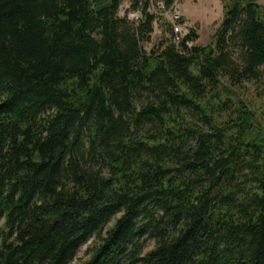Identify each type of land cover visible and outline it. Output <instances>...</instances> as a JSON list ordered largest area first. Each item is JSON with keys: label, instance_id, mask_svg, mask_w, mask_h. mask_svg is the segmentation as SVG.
<instances>
[{"label": "trees", "instance_id": "trees-1", "mask_svg": "<svg viewBox=\"0 0 264 264\" xmlns=\"http://www.w3.org/2000/svg\"><path fill=\"white\" fill-rule=\"evenodd\" d=\"M258 1L147 51V0H0V264H264Z\"/></svg>", "mask_w": 264, "mask_h": 264}, {"label": "rangeland", "instance_id": "rangeland-1", "mask_svg": "<svg viewBox=\"0 0 264 264\" xmlns=\"http://www.w3.org/2000/svg\"><path fill=\"white\" fill-rule=\"evenodd\" d=\"M258 3L264 4V0H260ZM175 7L183 21L195 30L197 34V44L203 47L206 46L221 17V4L219 0H176ZM162 35L163 33L159 31V28L156 29V32L150 36L151 43L149 41L145 45V49L147 51L150 49L155 51L158 40ZM236 52L237 49H233V56L236 55ZM250 91L251 90L249 89V92ZM258 103L259 102H257V105H260ZM260 103H262L260 106L264 109V102L261 101ZM261 116L263 117L264 114H261ZM89 245L90 241L86 242L78 249L71 264H77L80 261L87 259L88 255L85 251ZM152 246V241L146 240L143 244V251L150 249Z\"/></svg>", "mask_w": 264, "mask_h": 264}, {"label": "built area", "instance_id": "built-area-1", "mask_svg": "<svg viewBox=\"0 0 264 264\" xmlns=\"http://www.w3.org/2000/svg\"><path fill=\"white\" fill-rule=\"evenodd\" d=\"M147 1L148 5L146 7V12L153 16L151 24L152 34L156 32L158 28L159 31L163 33L158 40L157 47L160 42L172 43L175 45L181 42L192 28L183 21L182 17L175 9L176 0H174L169 7H165L161 0ZM117 16L124 17L127 21L136 24L141 19V12L136 9L132 10L129 1H123L117 9ZM195 43V41H187L184 42V45L190 48L192 44Z\"/></svg>", "mask_w": 264, "mask_h": 264}]
</instances>
